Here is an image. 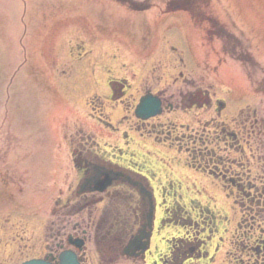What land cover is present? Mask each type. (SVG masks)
Returning a JSON list of instances; mask_svg holds the SVG:
<instances>
[{"label": "flooded vegetation", "instance_id": "af4514ba", "mask_svg": "<svg viewBox=\"0 0 264 264\" xmlns=\"http://www.w3.org/2000/svg\"><path fill=\"white\" fill-rule=\"evenodd\" d=\"M116 1L142 11L152 4ZM181 3L192 24L190 32L173 31L181 43L127 48L129 59L119 65L127 76L109 70L102 86L94 82L87 106L98 135L79 130L77 139L68 140L75 180L83 183L87 166L100 179L111 172L118 177L91 191L70 189L65 203L57 197L47 221L50 246L32 258L59 264L70 251L78 264H202L211 259L208 242L218 239L215 250L226 264H264V68L252 55L260 42L264 50V37L217 14L211 0H165L161 14L177 13L167 10ZM226 59L253 72L223 74ZM148 99L153 103L139 112ZM148 194L163 196L164 218L157 220L162 231L174 226L166 248L153 244L156 216L149 242L132 245L147 226ZM218 196L229 201V214Z\"/></svg>", "mask_w": 264, "mask_h": 264}, {"label": "rangeland", "instance_id": "374dc122", "mask_svg": "<svg viewBox=\"0 0 264 264\" xmlns=\"http://www.w3.org/2000/svg\"><path fill=\"white\" fill-rule=\"evenodd\" d=\"M154 1L162 4L165 0ZM213 4L217 14L231 17L246 29L254 27L264 37V0H214ZM128 9L114 0H0V264H19L42 254L45 252L42 247L49 245L47 221L52 203L57 197L65 203L70 189H77L79 184L68 140L77 139L79 130L90 136L98 135L94 121L87 118V113L93 112L86 104L87 95L92 92L94 82L104 84L109 70L114 75L127 76L128 70L119 65L129 58L117 48L176 45L181 41L173 31L187 29L191 24L183 13L158 19L156 10L140 14ZM166 29H174L169 37L164 35ZM85 34L96 43L89 58V64L95 67L93 70L84 67L85 74L73 75L74 61L83 54L82 48L93 46L86 40L76 48ZM259 45L252 53L264 68V50L261 42ZM221 70L233 76L253 72L229 59ZM67 75L79 78L81 83L72 78L65 87ZM94 139L112 143L119 138ZM215 199L229 214V201L220 196ZM156 200L161 216L157 217L156 212L153 244L161 249L166 248L161 239L174 235L175 230L172 224L164 231L159 227L157 220L164 218L163 196L156 195ZM224 229L217 228L222 233ZM92 232L88 234L93 235ZM208 243L211 259L203 260L202 264H226L220 249L215 250L220 241ZM87 250L94 251L89 240Z\"/></svg>", "mask_w": 264, "mask_h": 264}, {"label": "water", "instance_id": "95a60500", "mask_svg": "<svg viewBox=\"0 0 264 264\" xmlns=\"http://www.w3.org/2000/svg\"><path fill=\"white\" fill-rule=\"evenodd\" d=\"M145 107H146V106L143 105V106L141 107V110L144 109ZM92 181H93V180H92ZM92 181H91V182H92ZM91 186H93V185H91ZM64 260H65V264H73V263H72V259H70V257L67 258V256H66V257L64 258ZM25 264H44V263H42V262H34V261H33V262L25 263Z\"/></svg>", "mask_w": 264, "mask_h": 264}, {"label": "bare ground", "instance_id": "6f19581e", "mask_svg": "<svg viewBox=\"0 0 264 264\" xmlns=\"http://www.w3.org/2000/svg\"><path fill=\"white\" fill-rule=\"evenodd\" d=\"M158 214H159V210H158ZM162 240V239H161Z\"/></svg>", "mask_w": 264, "mask_h": 264}]
</instances>
